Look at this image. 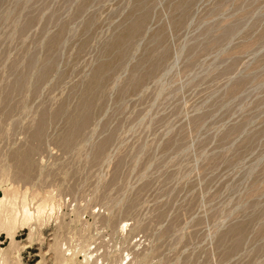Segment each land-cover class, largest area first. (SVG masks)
<instances>
[{
    "label": "rangeland",
    "instance_id": "374dc122",
    "mask_svg": "<svg viewBox=\"0 0 264 264\" xmlns=\"http://www.w3.org/2000/svg\"><path fill=\"white\" fill-rule=\"evenodd\" d=\"M0 253L264 264V0H0Z\"/></svg>",
    "mask_w": 264,
    "mask_h": 264
},
{
    "label": "bare ground",
    "instance_id": "6f19581e",
    "mask_svg": "<svg viewBox=\"0 0 264 264\" xmlns=\"http://www.w3.org/2000/svg\"><path fill=\"white\" fill-rule=\"evenodd\" d=\"M26 209V208H25ZM24 216H26V218H30V214H29V211L28 210H24ZM32 216V215H31ZM6 220V219H5ZM27 220V219H26ZM6 224V223H5ZM11 236V235H10ZM0 255H1V253H0ZM3 256V255H2ZM0 260H2V262H0V264H5L4 263V261H3V259L2 258H0ZM6 262V261H5Z\"/></svg>",
    "mask_w": 264,
    "mask_h": 264
}]
</instances>
